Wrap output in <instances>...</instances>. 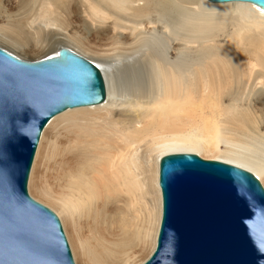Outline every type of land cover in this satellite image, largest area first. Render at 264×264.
Instances as JSON below:
<instances>
[{
    "label": "bare ground",
    "instance_id": "obj_1",
    "mask_svg": "<svg viewBox=\"0 0 264 264\" xmlns=\"http://www.w3.org/2000/svg\"><path fill=\"white\" fill-rule=\"evenodd\" d=\"M115 1L120 3L119 0ZM140 1L144 3L137 4ZM137 2L134 10L128 12L114 8L115 5L104 8L94 4V0H88L92 15H104L102 18L107 19L114 17V28L130 30L131 35L117 33L119 37L114 43L117 54L110 60L109 57L100 58L110 66L111 71L109 75L104 74L105 101L100 105L65 111L43 129L27 182L29 194L38 203L47 205L61 219L76 264H134L146 238L151 239L154 251L161 219L159 160L165 155L219 153L209 160L245 169L264 185V136L259 132H242V137L224 139L223 131L227 129L222 130L217 123L221 121L218 120L202 121L194 126L188 136H182L176 127L181 114L185 112L180 110L185 105L180 104L186 101L188 92L199 88L204 76H211V64L222 61L228 65L229 61L227 63V59L219 54V49L211 46H205L203 54L195 60H190L185 50L173 52L175 39L186 37L181 32H195V26L201 22L219 18L233 19L232 24L237 28L241 26L239 31L234 30L240 41L251 38V34H248L253 30H259L261 37L254 38L255 44H258L264 38V11L249 3L213 4L207 0H184V3L195 7H183L181 2L163 0L164 5L175 8L180 18L194 12L196 20L179 21L174 28L166 25L165 32L158 27L137 31L136 28L144 25V21L137 20L147 16V9L161 5L154 3L149 6L148 0ZM132 23L135 27H130ZM126 37H135L136 41L127 44L123 42ZM229 39L233 40V35ZM8 41L20 45L13 38L9 37ZM74 42L79 46L83 43L82 40ZM225 74V71L221 72L222 77ZM121 105L143 107L147 113L119 120L116 118V108ZM59 119L67 121L69 126L57 145L55 142L57 151H51L59 167L58 174L64 175V191L55 194L46 190V164L43 163L44 172L42 170L40 181L37 179V167L39 159H42L44 136ZM194 120L191 117V126ZM245 122L239 121L237 128L246 129ZM222 140H225L226 148L221 153L218 145ZM139 207L146 208L149 223L141 230L143 239L137 234L136 241L131 237L130 228L138 225ZM82 218L84 225L93 228V232L109 245V249L97 252L89 246L83 232Z\"/></svg>",
    "mask_w": 264,
    "mask_h": 264
},
{
    "label": "water",
    "instance_id": "obj_2",
    "mask_svg": "<svg viewBox=\"0 0 264 264\" xmlns=\"http://www.w3.org/2000/svg\"><path fill=\"white\" fill-rule=\"evenodd\" d=\"M249 3L264 0H207ZM21 60L0 47V264H75L60 220L28 194L43 129L106 99L102 70L65 47ZM161 219L142 264H264V188L240 167L174 153L159 160Z\"/></svg>",
    "mask_w": 264,
    "mask_h": 264
},
{
    "label": "rangeland",
    "instance_id": "obj_3",
    "mask_svg": "<svg viewBox=\"0 0 264 264\" xmlns=\"http://www.w3.org/2000/svg\"><path fill=\"white\" fill-rule=\"evenodd\" d=\"M119 1L120 3L115 0H94V4H100L104 8L115 5L114 8L130 12L134 10L137 2V0ZM162 1L148 0L149 6L154 3H161V5L147 9V16L137 20L144 21L143 26L136 28L137 31H147L158 27L162 32H165L167 31L166 25L169 28H174L179 21L196 20L194 12H188L185 18H180L173 6L164 5L166 3ZM179 2L183 3V7H195L184 3V0H174V3ZM143 3V1L137 2L140 5ZM92 14L88 0H0V47L26 60H39L55 54L58 48L65 47L97 65L103 75H109L111 73L110 66L100 58L109 57L108 60L112 59L117 54L114 47V43L119 37L117 33L131 35V31L115 29L112 19L114 17L110 19L103 17V19L104 15L94 16ZM232 20L219 18L203 21L200 25L195 26V32L189 34L181 32L186 37H178L173 42V52L185 50L190 60L199 58L203 54L204 47L211 46L219 49V54L221 53L223 58L227 59V61L225 59L227 63L229 61L228 65L222 61L211 64V76H204L199 88L191 89L185 96L186 101L181 102L180 105H185V107L180 110H185V112L181 114L182 118L177 121L176 127L182 136H188L195 125H199L205 120L208 122L221 121L217 123L220 124L222 130L223 128L227 129L223 131L224 139H233L235 136L242 137L240 136L242 132L246 134L259 132L264 136V52H261L264 51V38L259 41L260 43L255 44L257 42L256 39L254 42V38H260L261 34L259 30H253L248 34H251V38L238 40V33L236 34L234 30L239 31L241 26L237 28L235 24H232ZM130 27H135V24L132 23ZM230 35H233V40L229 39ZM255 35L257 36L255 37ZM9 37L19 42L20 45L9 42ZM75 40H82V46L77 45ZM135 41V37L123 39V42L127 44H132ZM203 41L206 42L203 43ZM191 42L198 44H190ZM232 42H236V46ZM222 71L227 73L224 77L221 76ZM116 109L118 113L116 118L119 120L137 115L143 116L147 113V109L143 107L134 108L121 105ZM202 115L204 118H201ZM191 117L195 118V123L192 126ZM234 118L238 119L226 121ZM239 121H246L247 128L238 129ZM67 126H69L67 121L59 119L53 127L48 129L50 133L47 132L44 136L40 157L42 159H39L37 167V179L39 180L44 172L43 163L46 164L45 180L48 185L46 190L55 194H60L63 190L62 177L64 175L58 174L59 167L55 163L54 154L52 155L51 151H57L58 147L56 148L55 142L57 145L58 140L67 132ZM218 147L222 153L226 148L225 140H222ZM47 153L48 158L45 159ZM201 153V156H206L204 158H208V160L219 154ZM259 182L264 188L263 183L260 180ZM30 197L39 202L31 195ZM146 213V208L143 207L136 220L138 225L135 228H130L131 237L136 241H138L137 234L140 235V239H143L141 230L148 226L149 215ZM143 218L145 223H143ZM58 219L63 226L61 219L59 217ZM82 223L89 246L97 252L110 248L93 232V228L90 229L84 225V218H82ZM152 248L151 239L146 238L145 244L142 245L134 259V264H142L152 253Z\"/></svg>",
    "mask_w": 264,
    "mask_h": 264
}]
</instances>
